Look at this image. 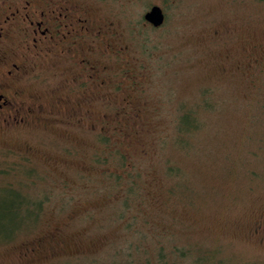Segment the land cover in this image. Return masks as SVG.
Instances as JSON below:
<instances>
[{"label":"rangeland","instance_id":"1","mask_svg":"<svg viewBox=\"0 0 264 264\" xmlns=\"http://www.w3.org/2000/svg\"><path fill=\"white\" fill-rule=\"evenodd\" d=\"M76 1L116 30L122 53L102 56L97 112L0 133V264L155 263L157 233L185 247L178 264H193L197 245L219 264H264V0ZM152 4L159 27L143 16ZM37 58L30 90L49 102L81 92L64 87L68 62ZM123 130L133 166L103 181V134L113 146ZM15 195L25 206L11 224L1 217Z\"/></svg>","mask_w":264,"mask_h":264},{"label":"flooded vegetation","instance_id":"2","mask_svg":"<svg viewBox=\"0 0 264 264\" xmlns=\"http://www.w3.org/2000/svg\"><path fill=\"white\" fill-rule=\"evenodd\" d=\"M0 7V133L97 112L92 102L107 89L109 63L103 57L115 52L110 43L116 31L76 0H19ZM44 54L75 68L64 87L71 92L79 88V94L66 91L49 102L28 88L38 73L37 57Z\"/></svg>","mask_w":264,"mask_h":264},{"label":"trees","instance_id":"3","mask_svg":"<svg viewBox=\"0 0 264 264\" xmlns=\"http://www.w3.org/2000/svg\"><path fill=\"white\" fill-rule=\"evenodd\" d=\"M157 27H159V26H157ZM111 40H112V38H111ZM114 43H115V50H113V49L112 50L115 51L116 53H118L119 48L116 49L117 42L115 40H112V44H114ZM115 52H113V53H115ZM119 53H122V52H119ZM109 69H110V65H109L108 70ZM182 105L185 106V104H181V105L179 104V111L181 110ZM134 108H136V109H132L133 114L131 116V117H133V120L131 121V118H130V121L134 123L133 125H137L140 123V122H138V119L140 118V115H141V112L139 111L138 108H141V107H134ZM183 112H186V115H188V114L195 113V110H192V112H190L189 109L186 108L185 110H183ZM185 118H187V117H185ZM180 119H184V118H180ZM136 121H137V124H135ZM189 123H190V121L187 124H189ZM178 124H179V116H176V120L174 122L175 136H176V131L178 129ZM198 128H199V123H198V121L194 120V126L193 127L190 126L187 130L191 132V131H194ZM137 131L141 132V129L136 130V132L134 131L133 135H136L137 137L141 136L142 134L137 133ZM179 133L180 132L178 131V138H179ZM128 135L129 134H127L123 130L122 135L120 136L119 139H117L118 141H115L116 144H113V146H111V144H109L110 140L108 139L110 137L103 134V138H104L106 147L100 148L99 152H101V153H99V155L98 154L95 155V159L97 158L99 161L101 160L102 170H101L100 175H102L103 181L105 178L109 177L112 180L114 179L117 182H121L123 169L120 168V166L123 167V165H128L129 168H131L133 166L132 162H128L129 157H130L129 155H131L130 154L131 152L128 151V149L123 146L124 145L123 141H125L124 138ZM183 141H184V139H183ZM109 145L112 148H110ZM100 156H103V158L100 159ZM176 165L177 164L169 167V172L173 173V171L174 172L178 171V174L181 173V175H182L181 169H178L176 167ZM166 172H168L167 167H166ZM177 186H178V184H177ZM177 186L173 184L172 186H170V190L172 192H174L175 189L177 188ZM16 193H18V192L16 191ZM14 198H15L16 203L20 202V198L18 196L15 195ZM188 200L190 202H192L190 200V198H188ZM13 202L8 203L7 208H6V214L2 215V217H1V218H4L5 216H7L10 219L9 223H11V224H14L13 222L15 221V217H19V215H20V213L17 212V210L19 208L24 209L23 207L25 206V205H21L22 201L20 202L19 206H17L16 203H13ZM33 218L34 219L37 218V213L33 214ZM3 226H4V224L0 223V228H3ZM157 238H158L157 239L158 241H156V243L154 245V249H156V251L154 252V255H153L155 257L154 258L155 263L152 262L151 257H150L147 259L146 264H178L177 254H180L182 256L185 255V254H183L184 251H186L185 247H180L176 243V240L173 238L171 240H169L168 242H165V240H163L159 237L158 233H157ZM139 248L142 249L141 247H139ZM169 248H171V249H169ZM201 248H202V250H200ZM167 251H171V252H169L171 255H169ZM194 251H198V252H196L197 256H195L193 264H219L218 261H220V259L215 258L216 253H213L211 250H206V249L204 251L203 245H201V246L197 245L194 248ZM210 256H213L212 259ZM206 258H208V259H206ZM213 258H215V259L213 260ZM180 264H183V263H180Z\"/></svg>","mask_w":264,"mask_h":264},{"label":"water","instance_id":"4","mask_svg":"<svg viewBox=\"0 0 264 264\" xmlns=\"http://www.w3.org/2000/svg\"><path fill=\"white\" fill-rule=\"evenodd\" d=\"M145 19L153 26H161L166 19L164 8L159 4H152L150 9H148L144 15Z\"/></svg>","mask_w":264,"mask_h":264}]
</instances>
